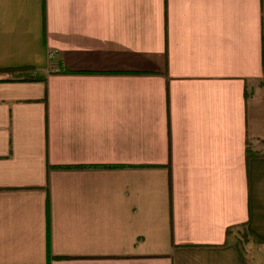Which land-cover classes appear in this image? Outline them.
<instances>
[{"label": "crops", "instance_id": "0c3cea01", "mask_svg": "<svg viewBox=\"0 0 264 264\" xmlns=\"http://www.w3.org/2000/svg\"><path fill=\"white\" fill-rule=\"evenodd\" d=\"M263 95L264 0H0V264H264Z\"/></svg>", "mask_w": 264, "mask_h": 264}, {"label": "trees", "instance_id": "16d2710c", "mask_svg": "<svg viewBox=\"0 0 264 264\" xmlns=\"http://www.w3.org/2000/svg\"><path fill=\"white\" fill-rule=\"evenodd\" d=\"M3 72L8 75L7 80L9 81L43 82L45 80V77L33 66L10 68V69L3 70ZM263 98H264V95H263ZM252 156H256V153L251 152L248 148H246L245 150L246 160H248ZM229 232H230L229 229H226V236L229 235ZM256 241H258V239H256ZM47 248L49 249V245H47Z\"/></svg>", "mask_w": 264, "mask_h": 264}, {"label": "rangeland", "instance_id": "374dc122", "mask_svg": "<svg viewBox=\"0 0 264 264\" xmlns=\"http://www.w3.org/2000/svg\"><path fill=\"white\" fill-rule=\"evenodd\" d=\"M232 237H234L233 240L237 250L244 258L246 257L245 259H250L252 252H262V250H258L255 244L256 242H254L250 234H247L244 228H233Z\"/></svg>", "mask_w": 264, "mask_h": 264}]
</instances>
